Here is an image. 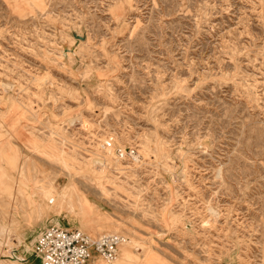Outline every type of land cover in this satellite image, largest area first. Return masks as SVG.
<instances>
[{"label": "rangeland", "instance_id": "374dc122", "mask_svg": "<svg viewBox=\"0 0 264 264\" xmlns=\"http://www.w3.org/2000/svg\"><path fill=\"white\" fill-rule=\"evenodd\" d=\"M0 139V264L52 224L123 235L100 264H264V0H0Z\"/></svg>", "mask_w": 264, "mask_h": 264}, {"label": "built area", "instance_id": "2783aa9c", "mask_svg": "<svg viewBox=\"0 0 264 264\" xmlns=\"http://www.w3.org/2000/svg\"><path fill=\"white\" fill-rule=\"evenodd\" d=\"M125 237L119 233L92 235L80 229L51 225L34 239L31 252L40 264H97L116 260Z\"/></svg>", "mask_w": 264, "mask_h": 264}, {"label": "crops", "instance_id": "0c3cea01", "mask_svg": "<svg viewBox=\"0 0 264 264\" xmlns=\"http://www.w3.org/2000/svg\"><path fill=\"white\" fill-rule=\"evenodd\" d=\"M40 137V136H39ZM5 138H6V136H5ZM5 138H1V139H5ZM0 139V140H1ZM31 140H33V138H32V136H30L29 135V133H28V131H27V129L26 128H24L23 126H21V127H19L18 129H17V136H15V141H14V145H15V147L16 148H13V149H21L22 148V146H23V144L25 145H29V142L31 141ZM37 141V140H36ZM37 143V142H36ZM6 150H3V148H0V187H1V182L4 180V176L6 175V174H10V170H11V168L7 165V161H6V159H4L5 157V155L7 154V156L9 157L10 155L12 156V158L11 159H13V157H15L14 156V154H15V150H13V151H10L9 152V148L8 147H6L5 148ZM5 154V155H4ZM6 161V162H5ZM0 192H1V188H0ZM2 198H3V200H4V196H1L0 195V211H1V207L5 204V201H3L2 200ZM22 208H19V210L17 209V211H15V213L16 212H18V211H20V212H22V210H21ZM11 212H12V208H11ZM11 216L13 215V213H11L10 214ZM19 217V218H18ZM17 218H15V219H19V221H21V225H27V224H25V222H23L24 220H23V218H22V214L20 213L19 214V216H18ZM7 219H9V220H12V218L11 217H9V218H7ZM52 225H54V224H52ZM49 226H51V225H49ZM61 226V225H60ZM48 227V226H47ZM46 228V227H45ZM41 229H43V228H41ZM40 229V230H41ZM69 229V228H68ZM74 229H79V228H74ZM80 230H82V229H80ZM83 231V230H82ZM86 232V231H85ZM88 233V232H87ZM15 250H11V252H13V254H15V252H14ZM18 253H20V254H23V253H25L24 252V250H20V251H17ZM24 255V254H23ZM11 256V255H10ZM25 257H23L22 259H24ZM101 259H97V264H100V261ZM20 262V261H19ZM29 262L31 263V264H36V263H38V264H40V261L36 258V257H31L30 259H29ZM21 263V262H20ZM26 262H22V264H25Z\"/></svg>", "mask_w": 264, "mask_h": 264}, {"label": "bare ground", "instance_id": "6f19581e", "mask_svg": "<svg viewBox=\"0 0 264 264\" xmlns=\"http://www.w3.org/2000/svg\"><path fill=\"white\" fill-rule=\"evenodd\" d=\"M71 121V120H70ZM93 136V133H90V135H88V137H92ZM114 144H116V143H114ZM107 146H110L111 147V153H113L112 152V150L113 151H115L113 148H114V145L111 143V142H109V144L107 145ZM110 149V148H109ZM133 158H135L136 160H137V156H133ZM68 159V158H67ZM67 159H66V157L65 156H62V154H60L59 156H58V161H59V163L61 164V167L63 166V168L64 167H67L68 168V162H67ZM102 160L101 159H97V160H94L93 162L95 163V162H98V163H100ZM90 165V164H89ZM96 167V166H95ZM101 170V169H100ZM99 173H98V175L99 174H101L102 175V177H103V172L102 171H98ZM105 175V174H104ZM106 176V175H105ZM104 176V177H105ZM102 177H100V178H102ZM106 179V178H105ZM104 180V179H103ZM102 180V181H103ZM104 189H106V188H104ZM55 190V188H54V186L53 185H50L47 189H45L44 190V195L46 196V197H48V198H52V196H53V192H55L54 191ZM107 191V190H106ZM102 264H104V263H102Z\"/></svg>", "mask_w": 264, "mask_h": 264}]
</instances>
